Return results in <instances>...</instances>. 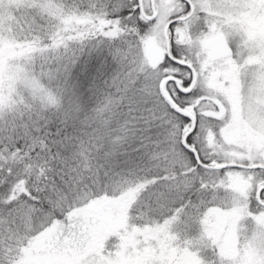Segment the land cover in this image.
Masks as SVG:
<instances>
[{
  "label": "snow or ice",
  "instance_id": "6c2138e0",
  "mask_svg": "<svg viewBox=\"0 0 264 264\" xmlns=\"http://www.w3.org/2000/svg\"><path fill=\"white\" fill-rule=\"evenodd\" d=\"M0 264H264V0H0Z\"/></svg>",
  "mask_w": 264,
  "mask_h": 264
}]
</instances>
